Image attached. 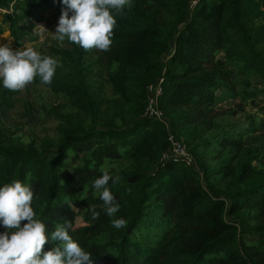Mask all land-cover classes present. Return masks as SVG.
Here are the masks:
<instances>
[{"label": "trees", "instance_id": "16d2710c", "mask_svg": "<svg viewBox=\"0 0 264 264\" xmlns=\"http://www.w3.org/2000/svg\"><path fill=\"white\" fill-rule=\"evenodd\" d=\"M62 4L0 0V9L12 8L5 18L19 41L36 31L45 10ZM110 11L117 21L112 45L98 51L114 68L110 81L129 104L128 113L99 123L100 100L88 83L90 52L73 43L63 48L70 70L55 73L50 86L85 117L66 122L59 140H45L40 149L9 145L0 137V187L16 179L29 184L33 209L49 237L56 224L71 221L70 234L95 264H264L263 144L248 148L245 130L204 138L194 152L217 144L221 158L219 166L204 167L203 175L193 164L164 156L171 152V134L185 143L181 135L187 139V131L216 126L217 104L256 95L252 76L264 82V0H132L123 15ZM164 69L159 103L167 122L145 113L147 86ZM250 125L264 132V117ZM233 149L241 152L232 163ZM71 154L78 164L69 166ZM119 160L125 165L116 166ZM102 167L121 178L108 185L120 204L114 217L94 194ZM223 179L229 180L221 187ZM93 204L99 219L92 218ZM120 218L126 226L116 229L111 221ZM53 246L49 240L45 250Z\"/></svg>", "mask_w": 264, "mask_h": 264}, {"label": "rangeland", "instance_id": "374dc122", "mask_svg": "<svg viewBox=\"0 0 264 264\" xmlns=\"http://www.w3.org/2000/svg\"><path fill=\"white\" fill-rule=\"evenodd\" d=\"M63 7L62 4L59 8L51 7L45 10L43 19L35 21L36 31L19 41H16L11 35L10 23L5 18V13L12 12V8L9 11L0 9V45L9 44L13 50L32 47L41 54L51 56L58 61L56 74L67 73L71 66L65 63V58L61 52L63 48L67 51L72 49L73 44L67 39L63 43L59 42L55 34ZM40 32H43V38L38 35ZM89 52L90 55H85L91 64L88 83L93 96L100 100L97 108V121L101 123L108 117L119 116L122 113L127 114L129 104L115 93L110 81V75L114 70L113 66L100 58L98 50L93 49ZM168 55L169 53L163 58V62L166 61ZM220 56L223 54L220 53ZM233 77L239 82L243 80L242 76L236 74ZM251 81L253 88L250 90L256 92L255 96L247 97L241 94L226 99L215 106L219 113L214 128L206 129L199 125L194 131L186 132L190 133L187 139L185 135H181L185 140L187 151L194 159L193 167L201 171V175H203L204 167L219 166L221 158L215 149L217 144L210 143V145L200 146L196 153L194 152L196 144L201 143L204 138H214L223 132L233 134L235 131L245 130L241 136L246 141V146L255 148L263 144L260 150L264 151V132L261 130L252 131L250 128L253 119L257 123L260 118L264 117V82L256 75L252 76ZM2 83L0 80V137L9 145L40 149L45 140H51L53 143L59 140L66 122L77 118L84 119L85 117V113L76 109L70 98L55 91L50 85L42 83L39 77L24 90L12 91V96L7 95ZM237 88L241 91L243 85L240 83ZM4 98H6L5 102ZM41 113H43L42 117ZM232 152L235 154L233 163L239 158L241 150L233 149ZM67 158L69 166L78 164L75 155L71 154ZM197 158H200V161L206 160V164L201 165ZM114 164L119 167L125 165L123 160L115 161ZM216 177L218 178V175ZM228 180H219L221 187ZM142 232H137L138 238L142 237L145 230L142 229Z\"/></svg>", "mask_w": 264, "mask_h": 264}, {"label": "clouds", "instance_id": "9594fccd", "mask_svg": "<svg viewBox=\"0 0 264 264\" xmlns=\"http://www.w3.org/2000/svg\"><path fill=\"white\" fill-rule=\"evenodd\" d=\"M62 3L56 39L61 43L67 39L86 52L109 51L117 24L110 10L123 15L126 7H132V0H62ZM38 35L43 38V32ZM57 66L56 59L32 47L13 50L9 44L0 45V80L7 90L22 91L37 77L50 85ZM100 171L102 175L93 181L94 194L102 201L103 211L114 217L120 204L108 185L109 181L118 184L121 178L119 175L113 177L107 167ZM33 200L32 187L20 179L0 187V226L6 229L0 232V264H95L92 253L85 251L70 234V229L74 231L71 221L56 224L49 237L47 225L37 218L33 209ZM89 210L93 219H99L96 205H91ZM111 224L121 229L126 221L113 219ZM49 240L54 246L45 250Z\"/></svg>", "mask_w": 264, "mask_h": 264}, {"label": "built area", "instance_id": "2783aa9c", "mask_svg": "<svg viewBox=\"0 0 264 264\" xmlns=\"http://www.w3.org/2000/svg\"><path fill=\"white\" fill-rule=\"evenodd\" d=\"M164 72L165 69L162 71V74L158 77L155 82H152L147 86L148 103L146 106L145 113L149 114L150 116H154L159 120L167 122L166 113L163 109H161L159 103V96L163 93ZM170 141L171 152L165 153V157L167 156V154H170V156H174V158L176 159H182L188 164H192V162H194V159L187 151L186 144L183 142V140H179L176 136L171 134Z\"/></svg>", "mask_w": 264, "mask_h": 264}]
</instances>
